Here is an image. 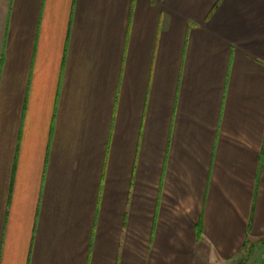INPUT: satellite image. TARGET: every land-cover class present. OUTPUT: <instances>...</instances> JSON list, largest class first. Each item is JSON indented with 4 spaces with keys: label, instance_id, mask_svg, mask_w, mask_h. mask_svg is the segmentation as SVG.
Listing matches in <instances>:
<instances>
[{
    "label": "crops",
    "instance_id": "crops-1",
    "mask_svg": "<svg viewBox=\"0 0 264 264\" xmlns=\"http://www.w3.org/2000/svg\"><path fill=\"white\" fill-rule=\"evenodd\" d=\"M264 236V0H0V264H229Z\"/></svg>",
    "mask_w": 264,
    "mask_h": 264
},
{
    "label": "rangeland",
    "instance_id": "rangeland-1",
    "mask_svg": "<svg viewBox=\"0 0 264 264\" xmlns=\"http://www.w3.org/2000/svg\"><path fill=\"white\" fill-rule=\"evenodd\" d=\"M229 264H264V236L250 239Z\"/></svg>",
    "mask_w": 264,
    "mask_h": 264
},
{
    "label": "trees",
    "instance_id": "trees-1",
    "mask_svg": "<svg viewBox=\"0 0 264 264\" xmlns=\"http://www.w3.org/2000/svg\"><path fill=\"white\" fill-rule=\"evenodd\" d=\"M245 244L243 245V248H244Z\"/></svg>",
    "mask_w": 264,
    "mask_h": 264
}]
</instances>
